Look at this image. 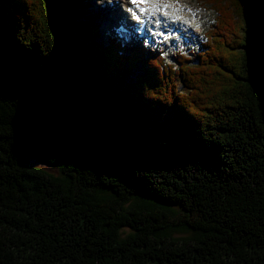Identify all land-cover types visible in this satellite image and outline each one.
<instances>
[{
	"label": "trees",
	"instance_id": "1",
	"mask_svg": "<svg viewBox=\"0 0 264 264\" xmlns=\"http://www.w3.org/2000/svg\"><path fill=\"white\" fill-rule=\"evenodd\" d=\"M205 2L168 63L88 43L89 0H0V264H264V0Z\"/></svg>",
	"mask_w": 264,
	"mask_h": 264
},
{
	"label": "rangeland",
	"instance_id": "2",
	"mask_svg": "<svg viewBox=\"0 0 264 264\" xmlns=\"http://www.w3.org/2000/svg\"><path fill=\"white\" fill-rule=\"evenodd\" d=\"M60 7H63L64 6V0H56ZM118 1V0H89V4H87V7L84 6V8H86V10L89 12V14L91 15L92 14V11L93 12H99L101 13V17L100 19H98V17L96 18H91V22L95 24V27L99 30V31H102L101 35L105 34L107 35L110 31V35L112 34H115V30L110 28V26L112 24L110 23H105L104 21V18H102L103 16V11L105 9H107V11H111L113 12V15H119L120 13H118V9H120L121 7H125V5L122 3L121 5H115L114 3ZM180 3H183V2H190L192 0H178ZM182 1V2H181ZM199 2V4H197V9L200 13L206 15L205 16V19H203V21L201 19H198V25L197 27H199V30H198V33L196 34V36L193 38V35L191 32H189V38H193V39H189V40H186L184 42H180L179 44H177L176 46V50H172L171 52H168L167 49H166V44L165 45H159V47L161 48L160 50L163 52V54L165 55L166 59L168 62H173L174 59H173V56L176 54V51L177 50H183L185 52H188L189 50L191 51V57L193 58V60L195 59V55L198 51V49L200 48V44H201V41H203L205 39V34L207 31H209V27L210 25L214 22V12L210 9L209 5L205 4L202 0H193V2ZM188 2V3H189ZM203 5H206V10L203 9ZM95 10V11H94ZM98 10V11H97ZM88 14V15H89ZM99 14V13H97ZM118 18V17H117ZM88 20V18H84V17H81V21L83 24H85V22ZM115 19H112V22L114 21ZM201 20V21H200ZM89 21H90V18H89ZM202 22V23H200ZM89 23V22H87ZM110 24V25H109ZM109 25V26H108ZM118 36V35H117ZM119 37V36H118ZM82 38H84V36H82ZM81 38V39H82ZM96 36H88L86 39L89 42H93V40H96ZM98 42H105V44H108V39L105 38L103 40H97ZM125 43H136L138 44L139 46H141L142 44H144L143 42H140V41H131V39H127L125 41ZM189 44V49H187V45ZM155 48L157 49V46H152L150 47L151 51L155 50ZM140 70V67H137L135 69V71H128L127 74L119 79V80H116L117 82L123 80L125 82L127 81H130L132 80V78L134 77V75H136ZM115 81V82H116ZM23 163L30 166V167H38V168H41L47 172H50V173H54L55 175H58L59 174V170L57 168H53V167H50V166H47V165H43V164H40L37 160L35 159H32V158H28V157H25L23 158ZM142 199H145L143 197H133L131 198L130 202L128 203V205H139V206H145L147 205V202H144V200ZM144 208V207H143ZM176 211H179L180 208L176 207L174 208ZM132 231V228L131 226L130 227H124L123 230H122V235L123 236H126L129 232ZM168 233L170 236L172 237H175V238H185V237H191V236H197L199 233L198 232H195V231H190V230H185L183 228H178V227H170L168 230Z\"/></svg>",
	"mask_w": 264,
	"mask_h": 264
},
{
	"label": "bare ground",
	"instance_id": "3",
	"mask_svg": "<svg viewBox=\"0 0 264 264\" xmlns=\"http://www.w3.org/2000/svg\"><path fill=\"white\" fill-rule=\"evenodd\" d=\"M115 1V0H113ZM129 1L130 0H118L116 1L114 4L115 5H121L122 3L125 4V6H127L128 9L131 8V6H128L129 4ZM182 2V1H181ZM189 2V1H188ZM188 2H183V3H180L178 0H154L152 1V5H155V8L153 9V11L155 12H159L160 11V7L159 5H166L167 6V9H168V12L166 13L168 16H166V18L169 20V23H170V27L171 25L172 26H175V28L183 25L184 24H192V22L196 25H198V19H201L203 21V19H205V16L204 14L200 13L197 9V4H199V2H193L190 1L189 3ZM132 5L134 6L135 4L132 3ZM159 6V7H157ZM204 10H206V5H203L202 6ZM135 12V14L140 15L138 10L136 8H132ZM121 9L118 10V13ZM119 17H122V16H119ZM96 18V17H95ZM102 18H104V21L105 23H115L117 22L118 23V20H120L119 18H117V16L113 15V12L111 11H107V9H105L103 11V16ZM166 18L163 19V23L166 22ZM176 19V22H173V19ZM100 19V18H98ZM112 19H115L113 22H112ZM200 20V21H201ZM191 22V23H190ZM202 23V22H200ZM185 26V25H184ZM177 32L178 34H180L181 32L180 31H175ZM102 33V31H101ZM196 34H194L195 36ZM105 36H107L105 34ZM104 37V34H102L101 36H98L96 39H102ZM176 37H173L172 39H168V44L169 45H174L175 43H177L178 41L175 40ZM194 38V37H193ZM147 40H149V38H146ZM155 39L154 37H152L151 40ZM150 40V43H153V41ZM142 47L144 48H147V45H143Z\"/></svg>",
	"mask_w": 264,
	"mask_h": 264
},
{
	"label": "snow or ice",
	"instance_id": "4",
	"mask_svg": "<svg viewBox=\"0 0 264 264\" xmlns=\"http://www.w3.org/2000/svg\"><path fill=\"white\" fill-rule=\"evenodd\" d=\"M138 2V0H132L133 4H136ZM141 3H145L147 2V0H140ZM153 7L155 8V5H153ZM141 11H148V9H141Z\"/></svg>",
	"mask_w": 264,
	"mask_h": 264
}]
</instances>
